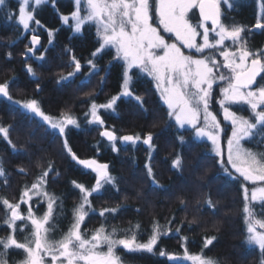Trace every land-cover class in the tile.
Returning <instances> with one entry per match:
<instances>
[{"label":"snow or ice","instance_id":"1","mask_svg":"<svg viewBox=\"0 0 264 264\" xmlns=\"http://www.w3.org/2000/svg\"><path fill=\"white\" fill-rule=\"evenodd\" d=\"M50 2L52 0H18V7L11 9L8 0H0V10L4 12L6 19H15L22 30L34 33L31 36L32 47L26 46L23 53L25 57L32 54V58L37 61L45 59L43 53L35 56V51L38 50L36 46L40 44V36L37 34L40 21L35 19V12L40 6ZM233 8L234 0H75V10L70 16H61V20L67 24L71 18L70 27L74 33H80L86 23L95 25L100 46L92 53V59L86 61L89 65V76L99 70L94 59L105 49H114L113 59L122 62L121 93L112 96L103 104H97L95 99H92L89 111L85 113L87 123L104 125L100 110L115 112L121 96L134 97L143 107V98L134 96L131 90L133 76L130 72L138 68L142 73L151 76L167 105L169 118L174 120L177 126V131H192L197 140L210 142L211 151L220 157L218 164L225 175L245 182L241 184L245 201L242 210L245 222L243 243L249 248L258 247L261 254L260 264H264V47L254 49L249 43V37L254 31L264 32V0H260L261 11L251 27L235 22L225 23L228 20L226 12ZM196 10L199 19L193 24L191 17ZM32 23L37 28L30 27ZM48 36L49 44H52L54 30H48ZM170 40L172 42H169ZM226 41L238 47L234 51L230 50ZM11 43L14 44L15 41ZM185 50L193 54L186 55ZM215 53L223 57L222 62L217 61ZM7 55L10 59L12 54L9 52ZM69 63L74 65L73 71L61 75L58 83L69 81L81 73L82 65L75 55L71 56ZM111 63L112 61H109V65ZM25 67L31 77L39 78L32 65ZM104 79L105 77H101V82ZM217 82L226 84L221 88L222 98L217 103L223 111L224 120L231 125L226 161L220 148L223 131L221 123L211 111L213 88ZM9 89V81L0 83V96L19 105L26 113L31 114L32 118L38 119V122L58 135L65 137L68 126L80 127L78 118H74L70 113L62 112L59 117L46 114L41 102L35 98L13 100ZM36 90H40L39 84L36 85ZM240 104L248 106L249 117L238 115L231 110L233 105ZM11 129V124L0 123V137L13 152H18L16 144L10 139ZM100 135L107 138L113 152L118 151L117 140L125 144L130 142L132 145L142 140L148 146L149 159L156 148L151 132L143 137L139 134L117 137L114 131L105 129ZM177 140L181 145L185 143L183 135H178ZM242 141L255 143L253 148H246ZM63 146L79 166L95 173V184L88 188L75 180L71 182L79 189L80 203L73 208V222L59 240L50 239L56 228L52 222L63 212V201L47 191L50 173L56 172L59 175L53 162H49L47 169H44L30 186L24 187L20 202L12 203L7 198L0 197V203L5 209L3 224L10 229L6 236H0V264H9V254L12 250H20L23 255V258L14 264H123V258L118 254V248L121 246L128 253L158 254L175 264H220L219 260L204 254V249L216 240L215 236L205 237L199 253H191L185 246L187 236L181 238L185 242L181 245L182 254L169 253L164 249H160L158 253L155 251L161 237L171 232H181L179 226L170 227L174 223V216L167 225H161L154 219L148 230V238L143 241L140 237L144 235V231L139 223L130 224L125 229L113 227L111 231L102 224L88 236L86 230L82 231L81 225L90 212L96 211L89 197L94 193H101L106 186L118 192L117 178L111 174L109 164L99 163L95 158H78L66 138L63 140ZM228 165L238 175H234ZM171 166L173 169H182L183 157L177 154ZM145 167L151 182L163 187L156 179L151 163ZM19 171L25 170L21 168ZM0 177H6L3 158H0ZM248 182L254 186L249 188ZM33 196L37 198V203H40L42 198L46 203V210L41 216H37L31 206L26 215L21 212V203H28ZM257 201L260 206V218L254 203ZM204 203L210 209L216 207L210 193L206 195ZM181 204L186 206V201L181 199ZM121 207L117 205L104 208L99 215L103 217L105 214H118ZM17 222H20L19 225ZM183 223L181 221V226ZM193 223L195 219L189 222V228ZM29 229L31 231L23 241L17 239L18 232H28ZM118 232L122 235L115 238ZM46 257H50V260H46Z\"/></svg>","mask_w":264,"mask_h":264},{"label":"trees","instance_id":"2","mask_svg":"<svg viewBox=\"0 0 264 264\" xmlns=\"http://www.w3.org/2000/svg\"><path fill=\"white\" fill-rule=\"evenodd\" d=\"M11 9L18 7V0H8ZM74 9L73 0H55V4L46 3L35 12L46 29L54 30L53 43L49 45V36L43 27L38 30L45 42L43 61H37L32 56L25 57L27 36H23L22 27L15 19L8 20L0 10V83L10 82V93L13 100L24 101L35 98L41 102L42 109L51 116L62 112L70 113L78 118L80 127L70 126L66 136L62 137L46 125L32 118L19 105L13 104L0 96V123L12 125L10 139L16 144L18 152H13L10 146L0 137V158H3L6 177H0V197L7 198L12 203L20 202L24 187L30 186L40 173L53 162L58 171L49 175L47 191L54 193L63 201V212L52 222L56 225L50 239L59 240L73 222V208L80 203V192L72 181L91 188L95 184V173L79 166L67 153L63 146L66 138L72 151L80 159L95 158L99 163L110 165V172L117 178L119 191L106 186L101 193H94L89 199L96 210L90 212L81 225L88 236L103 224L108 231L113 227L128 228L130 224L142 225L144 235L140 239L147 240L153 220L161 225L175 217L172 228L181 227L180 233L171 232L161 237L155 251L164 249L169 253H183L182 237L187 236L185 246L191 253H199L203 248L205 237H217L212 245L204 249V254L219 260L220 264H260L261 254L258 247L249 248L243 243L245 238L244 199L242 180H235L222 171L218 164L220 157L211 151V143L197 140L192 131H177L174 120L168 116L167 105L162 100L154 80L135 69L132 72V90L143 98V107L134 97L121 96L116 105V111L100 110L104 125L89 124L85 113L89 111L92 99L97 104L106 103L112 96L121 93L122 62L114 60V49H105L94 59L98 71L89 76V65L92 53L100 46L97 42V30L93 24H86L80 33H74L70 25L61 20V16L71 13ZM257 3L251 0H241L227 11L228 20L225 23H237L251 27L259 14ZM198 17V13L193 15ZM19 37V39H17ZM15 41V43H11ZM249 43L254 49L264 47V32H253ZM228 46V44H227ZM229 45V48H233ZM65 49L70 51L66 52ZM11 52V58L8 53ZM40 53V52H39ZM35 52L36 56H38ZM75 55L82 65L78 73L69 81L57 82L61 75L73 71L70 65L71 56ZM109 61H112L109 65ZM32 65L38 79L31 77L26 65ZM101 77H105L101 82ZM40 90H36V85ZM91 94V95H89ZM237 111V110H236ZM245 116L248 112L241 111ZM105 129L115 132L117 137L139 134L143 137L151 132L155 150L149 159V149L142 140L135 145L116 141L117 152H113L106 137L100 133ZM178 135L185 137V143L177 140ZM255 141H244L246 148H253ZM177 154L183 157V167L173 169L172 160ZM226 161V159H225ZM151 163L156 179L163 187L154 185L147 175L145 165ZM25 171L21 172L19 169ZM237 175V174H234ZM5 179L7 183L5 184ZM249 186V183H247ZM210 193L215 209H210L204 203ZM186 201V206L181 204ZM33 196L30 205L37 216L46 210L43 198L37 203ZM199 201V203H197ZM121 205L118 214L99 212L104 208ZM259 216V202H255ZM38 209V211H37ZM139 209V211H137ZM27 204L21 203L22 214H27ZM5 209L0 203V236H6L10 229L3 224ZM195 223L189 228V222ZM181 221L183 225L181 226ZM18 225L20 222H17ZM28 232L17 233V239L23 241ZM117 233L115 238H120ZM106 250V246H105ZM118 254L123 258V264H175L158 254H133L118 248ZM9 264H14L23 258L20 250L10 251ZM185 264H191L185 262Z\"/></svg>","mask_w":264,"mask_h":264},{"label":"rangeland","instance_id":"3","mask_svg":"<svg viewBox=\"0 0 264 264\" xmlns=\"http://www.w3.org/2000/svg\"><path fill=\"white\" fill-rule=\"evenodd\" d=\"M241 0H234V5L236 4V3H238V2H240ZM251 1H254V0H251ZM255 2L257 3V5H258V8H259V12L261 11V9H260V0H255ZM50 4H55V0H52V2H50ZM73 4H74V9H73V11L75 10V0H73ZM72 11V12H73ZM197 11V13H198V10H196ZM71 12V13H72ZM63 16H70V13L69 14H67V15H63ZM198 19H199V13H198V17H194L193 15H192V17H191V22L193 23V24H195V23H197L198 22ZM64 23V22H63ZM71 23H72V21H71V18L69 19V22L66 24V25H71ZM65 24V23H64ZM86 24H91V23H86ZM85 24V25H86ZM84 25V26H85ZM94 25V24H93ZM83 26V27H84ZM95 26V25H94ZM209 26H210V23H209ZM30 27H32V28H37V26L34 24V23H32L31 25H30ZM44 27V25H42L41 23H40V26H39V28H38V30L39 29H41V28H43ZM83 27H82V29H83ZM45 29H46V27H44ZM48 28L46 29V32L48 33ZM200 31H202V29H200ZM23 36H27V38H28V41H27V45L26 46H28V47H32V44H31V36L34 34L33 32H31V31H27V30H23ZM37 34H39V33H37ZM163 34V33H162ZM214 35V34H213ZM39 36H40V34H39ZM41 37V36H40ZM168 37H167V35H166V39H167ZM200 38L198 37V40H199ZM41 42H42V48L41 49H38L37 51H35V52H37V53H39L38 54V56H40L42 53H43V55H44V52H45V50L47 49V47L50 45H46L45 44V42L44 41H42L41 40ZM169 42H172L171 40L169 41ZM226 43V45L228 44V46L231 44V42H229V41H226L225 42ZM232 47H234V49L232 48H230V50H235V48L236 47H238V45H236V46H232ZM115 51V50H114ZM185 54L187 55V54H193V53H190L188 50H185ZM208 53L206 52L205 53V55H207ZM215 55H216V59H217V61L218 62H222L223 61V57H221V56H219V54L218 53H215ZM29 56L31 57L32 56V54H29ZM28 56V57H29ZM35 56H36V54H35ZM135 69H137V70H139L138 68H135ZM135 69H133V70H135ZM133 70L130 72V75H132V72H133ZM140 71V70H139ZM141 72V71H140ZM142 73V72H141ZM142 74H145V75H147L146 73H142ZM225 75H227V73L225 72L224 73ZM148 76V75H147ZM149 77H151V76H149ZM152 78V77H151ZM153 79V78H152ZM154 83H155V81H154ZM155 86H156V83H155ZM226 86V84H224V83H221V82H217V84H215L214 85V88H213V100H212V106H211V111H213L216 115H217V119L220 121V123H221V129L223 130L222 132H221V137H220V148H221V151H222V155H223V158L224 159H226L227 160V152H228V147H227V139H228V136L231 134V125H230V122H227V121H225L224 120V118H223V111H222V109L220 108V105L217 103V101L219 100V99H221L222 98V95H221V88L222 87H225ZM131 90H132V87H131ZM158 90V89H157ZM133 91V90H132ZM158 92H159V90H158ZM133 93H134V96H138L134 91H133ZM159 94H160V92H159ZM161 96V95H160ZM163 100V99H162ZM243 109H245V112H248V115L247 116H245V115H243L242 113H241V111L243 110ZM232 111H235V112H237V114L238 115H241V116H244V117H249L250 116V110L248 109V106L247 105H243V104H240V105H233L232 106V109H231ZM237 110V111H236ZM44 111V110H43ZM47 114V113H46ZM49 115V114H48ZM51 116V115H50ZM60 115H58V116H52V117H59ZM68 127H70V126H68ZM67 127V128H68ZM67 130V129H66ZM242 144L244 145V141H242ZM245 147V146H244ZM228 167H229V169L235 174V170L234 169H231V166L230 165H228ZM238 175V174H237ZM249 183V188H251V187H253L254 185H252L250 182H248ZM255 203V202H254ZM27 204V208H29V206H31L30 205V201L28 202V203H26ZM122 247V246H121ZM46 260H50V257H46ZM191 263V262H190Z\"/></svg>","mask_w":264,"mask_h":264},{"label":"water","instance_id":"4","mask_svg":"<svg viewBox=\"0 0 264 264\" xmlns=\"http://www.w3.org/2000/svg\"><path fill=\"white\" fill-rule=\"evenodd\" d=\"M210 23V22H209ZM41 37H40V44L36 46L37 49H41L42 48V42H41ZM259 79V78H258Z\"/></svg>","mask_w":264,"mask_h":264}]
</instances>
